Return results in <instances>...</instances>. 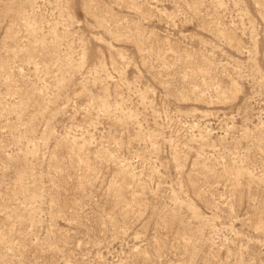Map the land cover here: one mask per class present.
Wrapping results in <instances>:
<instances>
[{"label":"rangeland","instance_id":"374dc122","mask_svg":"<svg viewBox=\"0 0 264 264\" xmlns=\"http://www.w3.org/2000/svg\"><path fill=\"white\" fill-rule=\"evenodd\" d=\"M0 264H264V0H0Z\"/></svg>","mask_w":264,"mask_h":264}]
</instances>
